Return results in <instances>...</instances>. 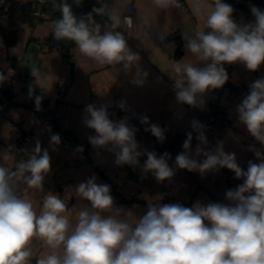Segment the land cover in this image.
<instances>
[{
    "label": "clouds",
    "instance_id": "1",
    "mask_svg": "<svg viewBox=\"0 0 264 264\" xmlns=\"http://www.w3.org/2000/svg\"><path fill=\"white\" fill-rule=\"evenodd\" d=\"M51 3L61 18L51 21V34L56 41L74 42L80 54L99 65H122L125 69L135 66L132 83L143 85L149 75L140 66L141 57L118 31L121 20L115 11H106V5L94 7L86 16L74 14L68 0H41ZM83 0H73L77 6ZM161 8L179 7V0H153ZM206 0H194L199 12ZM234 8L224 0H212L208 5L203 28L194 34H182L187 53L198 58L203 67L184 63L183 59L171 65L178 101L188 105L196 103L197 94L221 88L229 79L225 64L241 63L251 72L264 64V10L252 6L253 22L238 24L233 17ZM106 16L102 25L94 15ZM130 20V18H127ZM15 52V49H14ZM16 53V52H15ZM174 74V75H173ZM33 83L47 91L48 76H41L36 67L31 68ZM6 77L0 74V83ZM33 87H29V97ZM42 97H35L37 111ZM203 103V101H201ZM125 109V105H119ZM126 110V109H125ZM238 119L247 132L264 147V77L249 85V93L237 106ZM89 118L86 125L96 136L89 137L94 147L111 144L118 148L117 165H138L142 154L134 139L135 128L126 124L127 117L119 122L109 118L107 105L86 107ZM147 124V117L141 118ZM151 133L161 142L162 130L151 125ZM206 143L203 133L197 137ZM191 135L183 148H190ZM61 137L51 136V146L59 145ZM109 148V151H112ZM55 150V148H54ZM256 160L248 161L247 169L241 168L234 152H225L222 144L216 152H204L205 159L198 163L190 159L187 151L176 157L180 169L209 171L228 169L242 183L225 192L229 203L196 201L191 207L180 203H147L146 212L131 223L120 217L127 214L115 205L108 184H98L96 177L87 178L75 187L78 196L89 202L90 208L80 210L73 224L71 213L58 194L49 192L43 199L42 210L37 214L33 202L17 195V182L23 181L29 189L43 191L46 175L51 170L48 149L39 141L28 158L15 163L14 170L0 166V264H31V243L41 239L51 250L36 264H264V151L249 146ZM77 151L82 152V148ZM197 154L203 149L197 147ZM147 160L142 177L151 173L157 182L170 179L173 168L167 163L169 153L159 158L145 153ZM4 160L6 153H0ZM109 213L104 215V213Z\"/></svg>",
    "mask_w": 264,
    "mask_h": 264
},
{
    "label": "crops",
    "instance_id": "2",
    "mask_svg": "<svg viewBox=\"0 0 264 264\" xmlns=\"http://www.w3.org/2000/svg\"><path fill=\"white\" fill-rule=\"evenodd\" d=\"M102 1L104 0H100ZM107 1L110 5L106 11H115L120 16L121 23L117 30L128 37L126 40L128 46L139 53L140 66L149 73L143 85L131 82L135 66L125 69L122 65H99L93 59L80 54L71 41L62 43L64 50L53 49V44L58 42L51 34V21L55 19L48 4L42 6L37 0H12L8 47L3 49L0 46V65L8 72L14 84L10 99L0 91V153L9 156V159L4 160L0 155V166L14 170L17 161L28 158L24 151L17 155L11 153V146L16 138V133L11 128L12 122L26 131L36 132L34 141L24 150L30 152L39 141L42 149H48L51 157V170L45 177L43 191L29 189L23 181H18L17 195L31 200L37 214H40L44 197L49 192L58 194L67 205L71 213L69 218L73 224L80 210L90 208L89 202L78 196L74 189L79 183L93 176L96 177L98 184L110 185L115 205L122 206L127 211V214L120 218L131 223H135L138 217L146 212L149 200L157 203L166 197H172L185 207H191L196 201L202 204L229 203L225 199V192L228 190L226 181L230 170L226 168L219 171L209 170L203 174L198 170L188 171L176 166V157L187 151L190 159L200 163L205 159L204 152L214 154L222 144L225 152L236 154L241 168L247 169L250 160L259 162L249 150V146H255L261 151H264V147L251 137L246 127L240 123L237 106L244 96H234L231 90L242 84L249 87L255 80L264 77V64L257 71L251 72L243 64L236 63L233 69L227 72L229 79L219 88L220 102L233 115V126L219 127L212 139L201 143L194 134L195 113L185 103L178 101L170 69L175 61L181 59L184 63L204 66L197 57L186 52L182 34H194L198 28H203L208 5L212 0H206L199 12L195 9L194 0H179V3L185 2L183 6L179 4V7L167 9L157 7L153 0ZM234 1L239 5V10L233 14L238 24L254 21L255 18L250 11L252 6L260 9L264 7V0ZM82 3L89 12L100 5L99 0H83ZM130 3L136 6L134 25L132 29H126L123 17ZM40 7L48 11L49 17L40 18L35 14ZM73 9L74 14L78 16V10ZM93 15L96 22L102 25L108 19ZM174 31H181L179 35L182 39L181 44H178L176 38H167ZM67 52L77 54L79 68L76 73L64 67L63 58ZM33 66L39 70L41 76L51 77L47 81V86L52 85L50 90L45 91L33 83L34 78L31 76ZM62 76L73 78L70 91L65 97L55 93L58 80ZM30 86L44 91L48 104L56 114L54 122H38L30 117L31 99L25 92ZM198 97L202 101L208 100L206 92L198 93ZM121 103L125 105L126 110H139L149 119L169 129L176 138L174 145L155 153L147 139L134 138L137 143L136 151L142 153L135 167L129 164L117 165L115 153L119 149L112 148L111 144L103 148L94 147L89 137L96 135L87 131L85 120L89 118V114L86 107L90 104L96 108L107 105L109 118L119 122L125 118L120 115V111L125 110L119 107ZM65 132H71L77 139L89 143L87 161H79L74 144L65 143ZM53 134L61 137L59 145L51 146ZM189 135L190 148L185 150L183 144ZM198 146L203 149L200 154L196 151ZM109 148H112V151H109ZM152 152L158 158L166 152L169 153L167 163L174 171L170 179L157 182L151 173H148L146 178L142 177L141 169L147 160L145 153ZM134 198L141 203L132 202ZM124 201L130 202L124 204ZM31 248L33 252L31 264H36L38 259L51 252L39 238L33 239Z\"/></svg>",
    "mask_w": 264,
    "mask_h": 264
},
{
    "label": "built area",
    "instance_id": "3",
    "mask_svg": "<svg viewBox=\"0 0 264 264\" xmlns=\"http://www.w3.org/2000/svg\"><path fill=\"white\" fill-rule=\"evenodd\" d=\"M41 3V0H37ZM225 3L230 4L234 8V13L236 14L239 10V5L234 0H224ZM104 5H106V9L109 7V2L107 0L102 1ZM185 2L180 1V5H184ZM47 3H41L42 6H45ZM101 5H99L100 7ZM12 8V0H0V46L4 49L8 47V34L11 30L10 24V14ZM136 12V6L133 3H130L126 7V12L124 14L123 20L126 29H132L134 25V15ZM90 13L85 4H81L78 9V17L86 16ZM35 14L40 18H47L49 17V13L45 8L40 7L35 11ZM105 18L106 16H102ZM127 18H130L127 19ZM181 31H174L171 33L167 38H176L178 40V44H181L182 39L179 37ZM127 40V36H125ZM53 49L55 50H64V46L60 43L53 44ZM64 67L71 69L73 72H77L79 68V59L77 54L72 52H67L64 54ZM236 65L234 64H225V68L227 72H230L233 67ZM73 82V78L68 76H62L58 80L56 91L55 93L61 97H65L68 94V91L71 84ZM26 94L29 95V87L25 90ZM232 95H247L249 93V87L242 84L234 87L231 90ZM206 95L208 96L207 101H203L201 103V99L196 97V103L194 105L186 104L191 110L194 111L195 116V126H194V134L198 137L201 133H203L206 140H210L214 137L215 133L217 132L218 128L221 126L232 127L234 123V117L231 112L220 102L221 98V90L220 89H210L206 91ZM41 96V104L40 109L37 111L36 104H35V97ZM31 107H30V117L38 122H54L56 120V114L53 111V108L48 104L47 96L43 90H39L33 87V94L31 96ZM109 112V110L107 109ZM120 115L127 117L126 124L130 128H135L136 131L134 132V138H145L147 139L151 146L152 150L155 153H160L165 149L171 148L175 143V135L166 127L160 125L157 121L152 119H148L147 124L141 123V118L146 117L141 111L139 110H123L120 111ZM11 128L16 133V138L11 146V153L12 155H17L22 153V150L25 149L26 146L30 145L36 137V132L34 131H26L20 127L15 122L11 123ZM151 125L158 126L164 136V140L161 142L160 140L155 137L150 130ZM88 133L92 135H96L95 131L89 127H87ZM65 143L67 145L74 144L76 149V156L79 161H87L89 159V151L90 145L87 141L79 140L75 137L74 134L71 132H65ZM78 148H82L81 151H77ZM245 169V168H243ZM246 170V169H245ZM243 181L242 179H236L235 174L233 172H229L227 175V188L233 189L237 185L241 184ZM17 191V188H16ZM134 203L140 204L141 202L138 201L137 198L131 200ZM130 201H124V204H127ZM161 204H168V203H178L172 197H166L165 200L159 201ZM181 204V203H180Z\"/></svg>",
    "mask_w": 264,
    "mask_h": 264
},
{
    "label": "water",
    "instance_id": "4",
    "mask_svg": "<svg viewBox=\"0 0 264 264\" xmlns=\"http://www.w3.org/2000/svg\"><path fill=\"white\" fill-rule=\"evenodd\" d=\"M57 2H59V0H57ZM68 3L72 5V8H75L76 10L79 9V6L75 5L73 3V0H68ZM47 4H48V7L50 9V12L53 18L55 20L61 18V13L58 10H54L50 2ZM261 10H264V7H262ZM73 12H74V9H73ZM56 42L62 44L65 41H56ZM0 74H3L6 77V79L2 83H0V91H3L4 95H6L8 99H10L14 91V84L12 80L10 79L8 72L5 69H3L1 65H0Z\"/></svg>",
    "mask_w": 264,
    "mask_h": 264
}]
</instances>
